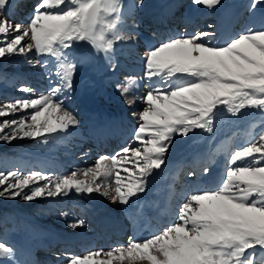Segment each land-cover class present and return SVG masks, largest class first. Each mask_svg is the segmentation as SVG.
Instances as JSON below:
<instances>
[{"label":"snow or ice","instance_id":"obj_1","mask_svg":"<svg viewBox=\"0 0 264 264\" xmlns=\"http://www.w3.org/2000/svg\"><path fill=\"white\" fill-rule=\"evenodd\" d=\"M134 3L140 8L145 0ZM192 3L213 9L222 0ZM257 4L264 0H252L250 9L255 10ZM8 7L9 0H0V58L34 51L35 65L47 69L51 62L52 71L46 93L0 105V117L32 110L19 120L0 121V141L30 138L47 145L79 125L73 111L59 99L73 90L75 75L84 62L75 46L88 44L111 64L114 45L137 37L122 31V0H39L26 24L10 20ZM260 24L259 29L249 26L222 45L208 40L215 32H197L152 47L144 59L151 90L143 97L147 106L139 114L135 131L141 146L124 147L116 155L99 157L92 167L62 176L40 171L0 172V197L33 201L75 191L98 193L112 203L130 206L148 190L149 178L166 164L175 137H188L197 129L212 133L225 114L264 113V18ZM117 88L122 94L129 92L128 85ZM126 103L131 106L134 100ZM5 129L9 131L5 133ZM129 162L133 167L125 166ZM228 162L234 166L227 168L220 186L189 195L170 226L144 240L130 238L127 246L69 256L67 264H257V250L264 252V132L258 140L232 151ZM118 166L127 182L120 171H114ZM209 171L203 169L205 175ZM102 177L114 180L104 183ZM83 224L78 220L69 226ZM0 264L37 262L18 259L17 249L0 240Z\"/></svg>","mask_w":264,"mask_h":264},{"label":"rangeland","instance_id":"obj_2","mask_svg":"<svg viewBox=\"0 0 264 264\" xmlns=\"http://www.w3.org/2000/svg\"><path fill=\"white\" fill-rule=\"evenodd\" d=\"M14 1L15 0H9V7L7 9L9 19L14 23L26 24L30 20L35 6L39 3V0H33L34 3L31 1L27 2V4H21L19 5L17 11H14ZM154 1L155 0H145L143 7L137 8L135 6L136 8L134 7L132 17L129 18L127 23L123 25L122 31L126 33H134L137 39L132 42L124 43L127 48V52L130 51V56L124 57L121 54L123 49H116L117 43L114 45V52L111 61V64L115 65L114 69L109 61H107V59H105L102 55H97L90 45L81 42L77 44L74 49L78 55H90L92 57L90 61L81 63L74 79V84H76V86L78 84V88L83 94L81 98L84 100L82 99V101H85L87 106L97 105L107 108L110 112H118L121 110L122 104H128L126 103V100H134V103L131 104L133 105V109L130 110L129 117H135L137 127L140 123L138 119L139 114L147 106L143 97H145L151 90L150 85L152 82L145 77L144 61L142 63L138 62V53L132 54L131 52L132 46L137 45V49L142 55V59H145V55L149 49L145 48L143 45L144 41L142 39L150 36H162V34L157 33V31H154L152 28H148L145 25L148 23L146 22L147 13ZM227 3H235L231 5H242L246 8L243 17L241 18L240 29H238L241 31L237 35H232L231 38L242 34L249 26L256 29L261 27L260 21L264 18V4H257L255 10H251L250 5L252 0H222V6H224L223 8H225V10L228 8L226 7ZM182 4L187 11L190 10V8H193L194 10L202 7L201 5L193 4L192 0H182ZM210 25V22L206 24L204 23V25H202V30L196 31L195 34L197 32H213ZM195 34H193L192 31L188 36ZM182 35L187 36L186 33L181 34V36ZM217 38L216 36L209 37L208 40L212 45H222L224 43V36ZM228 39H230V37L226 38V40ZM164 41L158 40L155 46H158ZM25 42H29L28 38H25ZM36 59L37 57L34 51L28 53L26 56L21 54H12L7 55L4 58H0V105H4L9 101L18 99L36 98L40 94L48 91L52 64L50 62L49 68L46 69L42 66V64L35 65L34 62ZM41 59H46V57ZM123 59H125V63H123L122 68L120 69V62ZM29 61H33V63H29ZM138 63L142 64L140 69L141 74H139L140 76H135L130 72L133 65L135 64L136 66ZM116 71L119 72L117 75L118 79L112 82L114 79L112 80L110 75ZM134 73L136 72L134 71ZM128 78H134V80L130 81ZM135 79H139L141 81V86L143 85V88L140 89V94H138L139 98H137L138 100L134 98L125 99V94H122L121 91L118 90L117 86L127 85L128 82H133ZM24 88H32L35 91H22ZM89 93L92 95L90 98H88L87 95ZM101 98H103L104 101L101 102ZM59 99L64 101L65 106L69 110L73 111L76 119L79 121V125L72 128L73 130L71 129L72 132L75 131L74 134H69L64 137V139L62 138L50 141L47 145L41 144L38 140L30 138L15 139L11 141V143L0 141V172L6 173L9 171L20 170L22 173L27 174L33 171H40L54 176H62L69 174L73 170H83L96 164L93 163L87 167L80 166L76 163L78 158H80L79 155L82 156V154H78V152L83 148L88 139H90V136L88 135L90 134V131H88L90 126L83 118V109L77 100L79 98L76 99L71 92H66L60 95ZM106 101H110L108 102L109 104H106ZM31 111L32 110H28V112L20 111L9 116L0 117V121L6 119L19 120L21 117L30 115ZM260 119H262V121H258ZM123 129L124 130L115 132L116 134L113 136L112 141L113 144L118 145L124 142V139L126 138H122V135L127 133L126 130L128 131L129 129L128 125H126ZM8 131V129H5V133ZM87 131L89 133H87ZM135 131L136 129L128 134L130 135L131 142L127 147L135 148L141 146L140 142L135 139ZM224 131L225 133H223ZM229 131L231 139L227 145L230 147V155L232 151L240 149L253 139L258 140L260 133L264 132V113L257 110H246L244 115L240 117H233L230 114H225L216 122L212 133H207L203 130L197 129L195 132L190 133L188 137H175L173 144L167 153L166 163L174 159V156L183 152L185 155L189 153L192 154L197 150L203 149L206 145L207 148H205V150L208 151L209 149H212V145H217V142L220 141L221 135H225ZM214 133L216 134L214 135ZM76 134H81L82 139ZM193 148L194 150H191ZM87 152L94 154L98 152V150L88 149ZM256 158L259 159V154H256ZM237 163L240 164L241 162ZM213 164L214 162L208 166L211 177L213 176L215 170V166ZM125 166L133 167L131 162ZM226 166L227 170L228 167L234 165H229V162L227 161ZM114 171H120L123 181L127 182L128 177L124 173L122 167L118 166L114 169ZM190 172L194 171H185L183 175V182L181 184L188 188L187 197L197 191H201V187H199V179H201L202 176L207 177L210 175L209 173L205 175L202 171L200 173L195 172V176H189ZM110 179L101 178L104 183L114 180V177L111 180ZM40 183H43V181ZM154 183V180L150 177L148 190L145 192L144 198L147 197L150 190L154 188ZM210 183L211 182H207V184ZM34 186L35 185H32L30 187ZM0 190H2V188H0ZM205 190L211 189L205 188ZM24 191L28 192V189L26 188ZM84 197L82 196V193H75V191L66 196L37 198L33 201H25L20 197H0V240L7 242L17 249L18 259L26 262L36 261L37 264H67L69 256H84L91 251L99 249L107 251L116 248L105 246L102 248L96 247L97 245L94 244L96 239L85 235L88 233V227L85 223L83 226H78L76 228H72L69 225L78 220H83L85 222V220L91 219L95 212H90V209L92 208L97 209V211L99 210L98 212H95L96 214L106 213L115 219H124L127 217L128 213L126 212L125 214V211H128L129 206H124L120 203H112L110 199L98 193H93L88 197ZM177 198L178 196L176 195L173 203H176ZM186 198L184 199V202ZM101 200L104 201L105 205H103ZM76 205L79 206L77 210L75 209ZM180 206L181 205L176 207V216L174 217V221L177 219ZM106 219L110 218L107 217ZM171 224L173 223L168 224L167 227ZM94 225V223L90 224V226ZM133 228L134 227L129 224L127 241L123 246L128 245L130 238L133 240L135 236ZM69 234L81 235L82 240H85V242L82 243L83 248L92 244L95 245V248L87 250L86 252L81 251V253L78 254L75 252V254H71L70 252H66L67 248H53V250L45 251L43 250L45 247H42V245L40 247L39 243L46 238L52 239L54 242L57 240L65 241V239L70 237ZM88 243L89 245H87ZM75 248L77 249L78 247L76 246ZM43 252L45 253L44 255H42ZM255 259L257 264H264V252L257 250ZM114 264H117V262H114Z\"/></svg>","mask_w":264,"mask_h":264},{"label":"bare ground","instance_id":"obj_3","mask_svg":"<svg viewBox=\"0 0 264 264\" xmlns=\"http://www.w3.org/2000/svg\"><path fill=\"white\" fill-rule=\"evenodd\" d=\"M31 1H33V0H15L14 1V3H15L14 4V11H17L19 5L27 4V2H31ZM133 1L134 0H122L124 24L127 23V20L129 18L132 17L133 10L135 7V3ZM178 3H179V0H155L153 5H152V13L154 16L156 15V12H157V14H160V15L165 14V12L171 10ZM207 11H208V9L204 8V7L199 8L197 10H190L187 13L186 17L188 19H186V20H190V22L194 21L195 17L197 15H198V17L202 18L207 13ZM242 12H243V8L239 5H231L226 10H224V12L220 16V19L227 20V24L224 25L223 32L221 34L218 33L215 36L220 37V38L224 36L223 42H225L227 37H231L232 35L237 34L238 29L233 30V31H229L227 29V27L230 26L232 24V21H235V19L238 17V15H241ZM162 18H164V17L163 16L157 17L158 20H162ZM197 19H199V18H197ZM209 19L210 18H206L204 20L205 23L210 22ZM201 21H202V19L201 20H195L196 23H199ZM191 26H192V28L194 27V29L196 31L202 30L201 24H196V26H194L191 23H189V27H191ZM174 29L175 28L172 26L167 28L169 35H171L173 32H174L173 35H176V29L175 30ZM164 39L167 40L166 37ZM142 40L144 41L143 45L148 49H151L152 47H154L158 41L155 36H150L148 38L146 37ZM124 43L125 42H117L116 49L122 48L123 51L121 52V54L124 57L130 56V51L128 49L129 52H127V48H126ZM137 48H138L137 45L132 46V52L131 53L132 54L138 53L139 59H137V61L142 63L144 61V59H142V55L139 53V50ZM79 56L84 58L83 63H86L87 61H90L92 59V57L90 55H79ZM131 62H132V60H131ZM123 63H125V59H123L120 62V69L122 68ZM135 63H136V61H135ZM141 63L140 64L138 63L139 65L137 64L136 66L134 64L133 67L131 68L130 73L135 75V76L141 74V71H140V69L142 67ZM135 69H137V70H135ZM134 71L136 73H134ZM118 74H119L118 71H116L115 73H111L110 76L112 77V80L114 79L112 82H114L115 80L118 79V76H117ZM127 85L129 86V92L127 94H125V99L126 98H129V99L139 98L138 94H140V89L143 88L142 87L143 85L141 86V81L139 79L138 80L135 79V81H133V82H128ZM71 94H73L76 97V99L79 98L77 100L79 101V105L82 106L83 118L85 119V121H87V124L89 121L88 125L90 126L88 128V131H90V134H88L90 136V139H88V141L83 146V148L78 152V154H82V156L79 155L80 158H78V160L76 161L77 164H79L80 166H87L88 167L90 164L97 163L98 158L101 157L102 155H110V156L116 155L122 148L129 146L131 139L129 138L130 135H128V134L137 128L135 117H131V118L129 117V112H130V110L133 109V105L129 106L128 104H125V105L122 104L121 110L118 112L117 111L116 112H110V111H108L107 108L97 106V105L87 106L86 102L82 101L83 98H81V97L83 96V94L79 90L78 84H77V86H76V84H74V87H73V90L71 91ZM87 95H88V98H90L92 96L91 93H89ZM102 101H104L103 98H101V102ZM108 102H110V101H106V104H109ZM119 113H121V114H119ZM122 116H123V118H122ZM117 124L120 126H115ZM124 124H125V126L128 125V127H129L128 131L125 129L127 133H124L122 135V138H126V139H124V142L122 144H118V145L113 144L112 143L113 138L110 137L111 133L114 132L115 130L116 131L124 130L123 129L125 127ZM72 130H71V135H73L75 132V131L72 132ZM88 131H87V133H89ZM223 133H225V131ZM227 133L225 135H221L220 141L217 142V145H212V149H209L207 151V150H205V147H204L203 149L197 150V151L193 152L192 154L189 153L190 155L195 156V154H197L199 152L202 155H205V154L208 155L209 153L212 154L215 151L214 152L215 153V159H214V164H213L215 166V170H214V173L212 176L213 183H216L217 181H218L217 182L218 184L221 183L223 178H224V175L226 173V167H227L226 165H227V161H228L227 157H229V148H230L227 144L229 143V141L231 139L230 131ZM215 134L216 133H214V135ZM76 135L80 138L82 137L81 134H76ZM132 137H134V136H132ZM110 144H111V146H110ZM108 146H110V147H108ZM88 149H94V150L96 149V150H98V152H96L94 154L91 152L89 153V152H87ZM191 150H194V148ZM183 153L178 154L177 156H174L175 157V158L173 157L174 159H172L171 161L166 163L164 166H162V168L160 170H158L157 172H155L151 176L155 183H154V188H152L150 190L147 197L144 198L145 193H143L140 195L139 200H135V198H133L135 200V202L131 203L129 208H133V210L137 211L139 214V216L135 217L136 219L134 221L135 237L133 240L147 239V238L151 237L152 235L160 232L162 229L166 228L167 227L166 225L174 222V217L176 216V207L179 204L181 205L184 202V199L188 195V189L186 187L184 189H181L180 187H178V184H180L182 182V177H183L185 169H186L184 161L189 155V154L185 155ZM212 163H213V161L211 162V164ZM177 169H179L180 175L176 174ZM112 178L113 177H111V179ZM107 179H110V178H107ZM205 179H206V177L202 176L201 179H199L200 183L203 184L205 182ZM217 185L215 187L212 186L211 190L216 189ZM182 187H183V185H182ZM206 187L209 188L207 185H206ZM179 189H181L180 192H179ZM204 189L205 188H202L201 191H203ZM178 192H179L180 197H179L177 203H172L173 198H175V196L177 195ZM82 196L88 197L89 195L82 193ZM101 201H102L103 205H105L104 201L103 200H101ZM97 206H99V205H97ZM78 208H79V206L76 205L75 209L77 210ZM94 211L98 212L99 210L97 211V209H93V208L90 209V212H94ZM95 212H94V215L91 219L85 220V222H84L85 224H87V227H88V233L85 235L89 236L91 238H96L97 241L94 242L95 245H98V243H100V241H102V243H100L101 247L104 245H106V247H112V246H116V245L123 246L125 244V242L127 241V239H126V236H125V239H123V237L119 238V233L121 230H123V228L126 227V222H125L124 226L122 224H120L118 227H116V226H113L114 223H112V220H115L114 218H112L111 216H109L106 213L96 214ZM126 212L128 213V211H125V214H126ZM107 213H108V211H107ZM107 217L110 219H106ZM126 218L129 219V213L127 214ZM94 220H99L98 223H104V222L108 223L109 228L108 229H102L103 227L99 226V224L97 225L96 223H94ZM91 223H94L95 225L90 226ZM101 234H102V236H100ZM77 236L79 238H81V240H82L81 235L80 236L75 235V237L72 235L73 239L76 238ZM72 237H70V238H72ZM45 240H48V241H45ZM45 240H43L41 243H39L40 247H41V245H42V247H45L43 249L45 251L46 250L47 251L53 250V248H57L58 245H62L61 249L67 248L66 252H68V253L71 252V254L75 252V250H74L75 248L72 247V241H70V240L59 241L57 245H55L53 243L52 239L46 238ZM95 245H92L90 247V250H92L95 247ZM72 251H74V252H72ZM76 253L78 254L81 252L79 251ZM44 254L45 253L43 252L42 255H44Z\"/></svg>","mask_w":264,"mask_h":264}]
</instances>
